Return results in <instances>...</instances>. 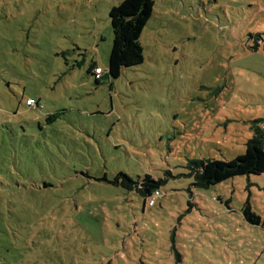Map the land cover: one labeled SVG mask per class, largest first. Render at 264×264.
I'll use <instances>...</instances> for the list:
<instances>
[{"label":"rangeland","instance_id":"rangeland-1","mask_svg":"<svg viewBox=\"0 0 264 264\" xmlns=\"http://www.w3.org/2000/svg\"><path fill=\"white\" fill-rule=\"evenodd\" d=\"M121 1L0 0V264H264V173L199 188L190 167L264 123V0H155L114 79ZM120 172L163 180L155 204Z\"/></svg>","mask_w":264,"mask_h":264},{"label":"trees","instance_id":"trees-1","mask_svg":"<svg viewBox=\"0 0 264 264\" xmlns=\"http://www.w3.org/2000/svg\"><path fill=\"white\" fill-rule=\"evenodd\" d=\"M155 0H122L110 9L111 26L114 39L110 51L108 73L116 79L121 75L123 68L137 66L144 61L141 35L147 22L154 12ZM95 62L90 72L94 74ZM103 69V68H102ZM101 80H95L97 84ZM40 105V101H38ZM59 113L47 115V120L53 122ZM253 135L246 143V152L235 159L223 161L220 159H194L190 167L194 176V185L199 188H208L230 178L241 175H260L264 173V123L255 121L251 126ZM4 156H1V160ZM7 171V170H6ZM110 183L117 184L129 191H136L144 199H150L156 191L161 192L163 180L151 175L134 179L125 173H118ZM245 219L251 224H259L261 217L255 213L250 205L243 208Z\"/></svg>","mask_w":264,"mask_h":264},{"label":"built area","instance_id":"built-area-1","mask_svg":"<svg viewBox=\"0 0 264 264\" xmlns=\"http://www.w3.org/2000/svg\"><path fill=\"white\" fill-rule=\"evenodd\" d=\"M93 72H94V76H95V78L97 80H101L102 79V76L104 74V70L102 69V67L98 66V67L94 68ZM26 104L29 107H33V106L39 107L40 106L35 98H28L27 101H26ZM160 194L161 193L159 191H156L155 194L149 199L148 204L150 206L154 205L155 202H156V199L158 198V196Z\"/></svg>","mask_w":264,"mask_h":264},{"label":"crops","instance_id":"crops-1","mask_svg":"<svg viewBox=\"0 0 264 264\" xmlns=\"http://www.w3.org/2000/svg\"><path fill=\"white\" fill-rule=\"evenodd\" d=\"M97 64V63H96ZM98 65V64H97ZM29 98H32V97H29Z\"/></svg>","mask_w":264,"mask_h":264}]
</instances>
